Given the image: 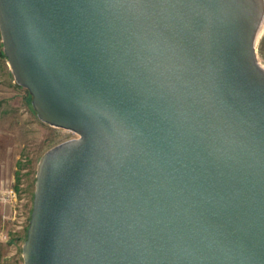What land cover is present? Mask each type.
Returning <instances> with one entry per match:
<instances>
[{
	"label": "water",
	"instance_id": "obj_1",
	"mask_svg": "<svg viewBox=\"0 0 264 264\" xmlns=\"http://www.w3.org/2000/svg\"><path fill=\"white\" fill-rule=\"evenodd\" d=\"M264 0H0L38 119L22 264H264Z\"/></svg>",
	"mask_w": 264,
	"mask_h": 264
},
{
	"label": "rangeland",
	"instance_id": "obj_2",
	"mask_svg": "<svg viewBox=\"0 0 264 264\" xmlns=\"http://www.w3.org/2000/svg\"><path fill=\"white\" fill-rule=\"evenodd\" d=\"M254 53L264 66V14L255 35ZM76 137L37 118L29 94L13 79L0 38V264H22L21 245L40 157Z\"/></svg>",
	"mask_w": 264,
	"mask_h": 264
},
{
	"label": "bare ground",
	"instance_id": "obj_3",
	"mask_svg": "<svg viewBox=\"0 0 264 264\" xmlns=\"http://www.w3.org/2000/svg\"><path fill=\"white\" fill-rule=\"evenodd\" d=\"M264 67V66H263Z\"/></svg>",
	"mask_w": 264,
	"mask_h": 264
}]
</instances>
